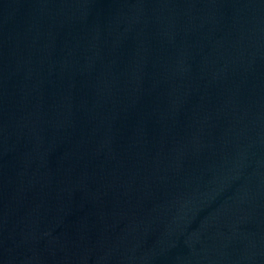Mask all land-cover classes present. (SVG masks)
I'll use <instances>...</instances> for the list:
<instances>
[{
  "label": "water",
  "instance_id": "95a60500",
  "mask_svg": "<svg viewBox=\"0 0 264 264\" xmlns=\"http://www.w3.org/2000/svg\"><path fill=\"white\" fill-rule=\"evenodd\" d=\"M0 264H264V0H0Z\"/></svg>",
  "mask_w": 264,
  "mask_h": 264
}]
</instances>
